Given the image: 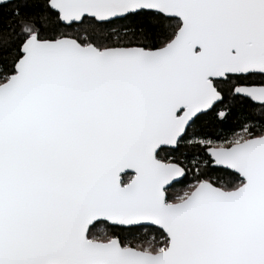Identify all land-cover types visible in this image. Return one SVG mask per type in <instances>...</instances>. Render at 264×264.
<instances>
[{
  "label": "snow or ice",
  "instance_id": "6c2138e0",
  "mask_svg": "<svg viewBox=\"0 0 264 264\" xmlns=\"http://www.w3.org/2000/svg\"><path fill=\"white\" fill-rule=\"evenodd\" d=\"M0 264H264V0H0Z\"/></svg>",
  "mask_w": 264,
  "mask_h": 264
}]
</instances>
